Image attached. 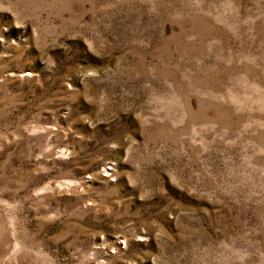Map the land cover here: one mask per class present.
Listing matches in <instances>:
<instances>
[{
	"label": "rangeland",
	"instance_id": "rangeland-1",
	"mask_svg": "<svg viewBox=\"0 0 264 264\" xmlns=\"http://www.w3.org/2000/svg\"><path fill=\"white\" fill-rule=\"evenodd\" d=\"M0 264H264V0H0Z\"/></svg>",
	"mask_w": 264,
	"mask_h": 264
}]
</instances>
